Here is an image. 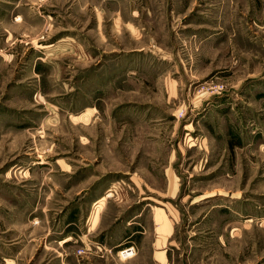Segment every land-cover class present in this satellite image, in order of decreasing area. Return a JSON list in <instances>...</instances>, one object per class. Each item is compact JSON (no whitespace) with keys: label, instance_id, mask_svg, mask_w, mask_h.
I'll list each match as a JSON object with an SVG mask.
<instances>
[{"label":"rangeland","instance_id":"obj_1","mask_svg":"<svg viewBox=\"0 0 264 264\" xmlns=\"http://www.w3.org/2000/svg\"><path fill=\"white\" fill-rule=\"evenodd\" d=\"M0 264H264V0H0Z\"/></svg>","mask_w":264,"mask_h":264},{"label":"crops","instance_id":"obj_2","mask_svg":"<svg viewBox=\"0 0 264 264\" xmlns=\"http://www.w3.org/2000/svg\"><path fill=\"white\" fill-rule=\"evenodd\" d=\"M154 217V220L156 221V225H157V218L155 217V216H153ZM154 221V222H155ZM101 222H102V220H101ZM101 222H98V225H97V227H99L100 225H101ZM167 221H165V225L167 226V223H166ZM167 228H165V229H163L162 231L163 232H161V233H163V234H165V232L167 231L166 230ZM156 232H157V230H155ZM136 232V231H135ZM160 233V232H159ZM172 234V233H171ZM134 235V233L131 235V236H129V235H125L123 238H121L120 240H118V242L117 243H115L110 249H112V250H115V249H118L119 247H122L124 244H126L127 243V241L129 240V239H131L132 238V236ZM168 236H170V234H168ZM158 237H160V236H158ZM102 254H106L107 255V253L106 252H103Z\"/></svg>","mask_w":264,"mask_h":264},{"label":"built area","instance_id":"obj_3","mask_svg":"<svg viewBox=\"0 0 264 264\" xmlns=\"http://www.w3.org/2000/svg\"><path fill=\"white\" fill-rule=\"evenodd\" d=\"M136 253V250L135 249H124L122 252H121V258L125 259V260H128V259H131L134 257Z\"/></svg>","mask_w":264,"mask_h":264}]
</instances>
